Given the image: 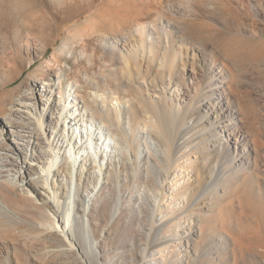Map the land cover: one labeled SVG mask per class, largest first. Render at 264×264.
Returning a JSON list of instances; mask_svg holds the SVG:
<instances>
[{
    "label": "rangeland",
    "instance_id": "obj_1",
    "mask_svg": "<svg viewBox=\"0 0 264 264\" xmlns=\"http://www.w3.org/2000/svg\"><path fill=\"white\" fill-rule=\"evenodd\" d=\"M170 5L179 10L168 13L164 20L178 23L194 45L202 44L207 53H213L215 68L225 69L230 85L226 94L238 113V133L251 140V152L242 157L232 152L228 157L226 134L215 126L185 145L166 173L164 138L144 126L148 115L135 101V132L129 136V145L122 142L120 134L115 137L126 147L120 155L129 154L132 165L124 166L123 160V166L116 170L111 166L114 173L104 176L97 189L93 188L97 182L92 174L79 177L80 210L85 208L84 197L95 190L89 223L97 240L96 256L87 247L89 259L81 248L80 255L86 264H264V20L258 15H264V0H173ZM117 7L125 20L118 25L121 32L131 29L135 18L150 21L159 8L155 1L147 0H0V69L14 63L22 72L0 93L21 82L52 53H59L68 32L85 23L91 14L100 20L108 13L117 22ZM74 40L78 63L69 57L72 70L66 80L82 96L87 69L81 56L85 51ZM26 41L32 48L37 43L48 47L41 57L32 54L29 67ZM89 45L88 50L94 49L98 55L103 52L96 40ZM97 60L98 71L101 61ZM133 66L131 77L139 84ZM139 70L141 79L162 89L158 82L161 71L156 66L151 64L148 73L145 66ZM180 89L185 90L181 85ZM176 95V91L167 92L168 105L183 99ZM205 101L200 99L201 108H205ZM195 119L189 114L183 129ZM201 127L182 133L184 137L178 139L187 141ZM146 136L155 152L148 150ZM136 153L141 155L137 164ZM225 160L230 161L226 170L231 179L216 190L210 186L202 198H197L205 182L227 166L222 165ZM6 187L1 190L8 212H0V255L5 248L11 264H66L60 256L49 257L53 238L38 235L36 224L54 219L36 202L37 197L31 193L32 201L28 202L19 190ZM66 188L57 186L61 200L67 196ZM153 223L161 224L157 236L165 242L150 248L147 238ZM4 262L0 256V264Z\"/></svg>",
    "mask_w": 264,
    "mask_h": 264
},
{
    "label": "bare ground",
    "instance_id": "obj_2",
    "mask_svg": "<svg viewBox=\"0 0 264 264\" xmlns=\"http://www.w3.org/2000/svg\"><path fill=\"white\" fill-rule=\"evenodd\" d=\"M147 1L157 3L159 8L155 17L150 21L143 17L135 18L133 27L125 32L118 30V25L125 21L121 19L120 7L114 14L117 22L111 20L108 13L100 20L93 19L95 13L91 14L85 23L68 32L59 53H52L21 82L0 93V212H8L6 203L1 200L4 186L8 190H19L28 202L32 201L33 193L37 197L36 202H40L39 205L54 219L36 224L38 235L53 238L49 257L60 256L66 264H86L80 248L87 259L86 247L92 256L97 255V240L89 223L91 197L95 190L84 197L85 208L80 210L79 177L92 174L97 182L93 188L97 189L104 176L114 173L109 169L111 166L116 170L123 166L120 165L123 160L124 166L132 165L129 154L120 155L126 147L115 137L120 134L122 142L129 145V136L135 132V101L148 115L144 126H149L156 135L164 138L166 173L185 145L215 126L226 134L228 157L232 152L240 157L251 152V140L238 133L241 132L237 124L238 113L226 94V87L230 85L225 69L215 68L213 53H207L202 44L194 45L184 36V30L178 23L164 20L168 13L179 10L170 5L173 0ZM258 15L264 20V15ZM74 39L86 52L82 51L81 56L87 69L84 77L86 89L84 87L82 96L66 80L72 70L69 57L78 63ZM93 40L103 50L101 55L94 49L88 50ZM35 46L32 48L26 41L27 67L32 54L41 57L48 49L38 43ZM97 59L101 61L98 71ZM151 64L161 71L158 82L162 91L159 85L141 79L139 69L145 66L148 73ZM131 65H135L139 84L131 77ZM18 67L13 63L7 69H0V90L18 80L22 73L18 72ZM180 85L185 90L180 89ZM168 91H176V97L183 99L175 105H168ZM202 97L206 99L205 108L199 105ZM152 98H157V101H150ZM200 109L203 110L201 113ZM189 114L195 115L196 119L183 129ZM199 126L201 129L193 132L187 141L180 142L181 138H178L184 137L182 133L196 130ZM152 144L146 136L148 150L155 152ZM135 158L137 164L140 153H136ZM233 160L235 162L236 159L233 157ZM222 165L227 166L221 167L205 182L197 192V198H202L210 186L216 190L231 179L226 170L231 166L230 161L225 160ZM58 185L67 187L64 200L60 199ZM160 226L154 223L151 226L152 233L147 238L150 248L165 242L157 236ZM0 256L4 264L12 263L5 248Z\"/></svg>",
    "mask_w": 264,
    "mask_h": 264
}]
</instances>
